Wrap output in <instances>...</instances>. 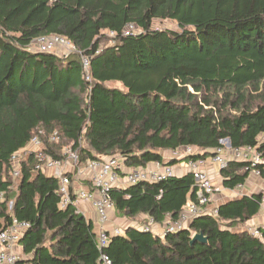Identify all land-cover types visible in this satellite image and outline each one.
Here are the masks:
<instances>
[{
  "label": "trees",
  "instance_id": "1",
  "mask_svg": "<svg viewBox=\"0 0 264 264\" xmlns=\"http://www.w3.org/2000/svg\"><path fill=\"white\" fill-rule=\"evenodd\" d=\"M154 20L179 31L152 30ZM129 25L136 32L124 35ZM52 34L80 54L30 49ZM106 34L111 45L102 44ZM81 56L89 58V81ZM35 136L53 158L66 143L80 164L114 156L127 169L161 164V152L184 147L206 158L224 139L264 154V0H0V231L11 218L29 224L17 264H102V255L111 264H264L261 239L243 227L263 193L227 200L163 237L135 227L107 233L100 248L90 221L71 204L58 207V181L34 171L33 155L9 177L10 156ZM244 168L228 161L223 187L243 185ZM194 192L187 173L115 187L110 196L117 215L161 224L176 220ZM196 234L206 241L192 242Z\"/></svg>",
  "mask_w": 264,
  "mask_h": 264
},
{
  "label": "built area",
  "instance_id": "2",
  "mask_svg": "<svg viewBox=\"0 0 264 264\" xmlns=\"http://www.w3.org/2000/svg\"><path fill=\"white\" fill-rule=\"evenodd\" d=\"M134 32L133 26L129 25L124 31V35ZM33 51L54 53L61 58H67L72 54H80L76 47L65 37L61 35L40 36L33 41L31 46ZM81 65L84 78L89 81V58L81 56ZM41 133V132H40ZM60 132L55 131L48 137L51 143H57ZM223 145L225 142L220 141ZM226 144V143H225ZM229 155L225 157L223 149H217L215 154L210 156L209 162L216 165L220 172L227 165L228 161H240L245 163L244 171L248 172V178H264V154L259 152L257 147H242L231 149L228 147ZM195 151L191 147H184L171 151L170 160H184L185 169L194 180V201H189L182 209L176 220H169L162 226L161 233L155 232L153 227L155 222L149 218L148 222L139 229L143 232H150L156 236L163 237L166 233L177 232L197 216L205 212L206 207L211 203L217 192L211 178L205 170V158H192ZM33 155L35 160L34 171L41 172L48 177H53L58 181L57 193L60 195L58 207L65 209L68 205L75 207L76 203L84 202L90 204L95 212L98 223L105 225L114 217V206L111 200L110 191L112 188L119 187L118 183L122 179L123 187H129L138 183L154 184L167 178L174 177L175 172L172 166H160L149 170L146 167L137 169H127L119 157H100L95 160H88L83 164L79 163V152L73 150L72 146H64L61 149V158L56 159L47 154L42 141L35 136L20 152L14 153L9 158L8 175L14 181L20 175V163L26 157ZM86 176L85 180L89 182L90 187L86 191H79L73 188L74 178ZM84 178V177H83ZM76 181V180H75ZM74 181V182H75ZM242 184L235 188H242ZM72 197L74 198L72 200ZM3 200V194H0V201ZM261 205L264 206V192L261 199ZM12 202H8V208L11 209ZM29 228V224L24 221H18L11 218L10 224L0 231V264H17L20 259L19 240ZM104 229L97 233L98 246L100 248L107 246L109 235ZM112 235L122 234V231L115 229ZM251 234L254 237L262 238L259 230H253ZM102 264H111L105 256H101Z\"/></svg>",
  "mask_w": 264,
  "mask_h": 264
},
{
  "label": "crops",
  "instance_id": "3",
  "mask_svg": "<svg viewBox=\"0 0 264 264\" xmlns=\"http://www.w3.org/2000/svg\"><path fill=\"white\" fill-rule=\"evenodd\" d=\"M170 153H171V151H163L160 153L162 156V163L160 164V166H164L167 164V162L170 160ZM223 155L225 157H227L229 155L228 146L226 144L224 145V154ZM209 158H210V156L205 158L206 159L205 170L207 171V174L209 175V177L211 178L215 188L217 189V192L214 195L212 204L210 205V207L214 208L212 211H215V209L220 204L224 203L227 200H231L233 198L241 197L242 195L251 196L252 194H258V193L264 192V190H261V187L258 184H255L257 181L259 182V184H261V182L264 181V178H260V179L253 178V177L247 178L245 183L243 184L242 188H240V189L224 188L222 185V178H221L220 172L218 171V168L216 165L209 162ZM178 161H179V163L173 165L172 167L174 169L175 176L176 177H182V176L187 174V171L185 169V162H184V160H178ZM145 167L149 170H154L157 168L156 163L147 164ZM85 178H86V176H80V178H76V179L74 178V181L75 180L76 181L75 182L73 181V188L76 190V192H79L81 190L86 191L90 187L89 182H87L85 180ZM118 186L119 187L124 186L122 179H120ZM263 187H264V185H263ZM75 208H76L78 213L82 214L86 220H88L92 223L93 230H94L95 234H97L102 229H104L108 233H112V231L115 229H119L123 232L124 229H126L127 227L140 228L141 226L145 225L149 219V217H147L146 215H143V214H139L135 217L128 218V217H123V216L120 217V215L118 216L115 213L113 219L101 227V225L97 221V217L95 215V212L92 209V207L90 206V204L80 201V202L76 203ZM207 210H209V209H207ZM169 220L170 219L167 217V218H165L163 223H161V224L156 223L155 226L153 227V230L155 232L161 233L162 226L164 225V223H166ZM138 221H144V222L139 224ZM122 226L124 228H122ZM243 227L246 228V230L249 231L250 233L253 230H258V229L264 231V206L263 205H261V208H260L258 214L255 215L254 217H252L250 220L246 221L244 223ZM260 239H261V242L263 243V246H264V237H262Z\"/></svg>",
  "mask_w": 264,
  "mask_h": 264
},
{
  "label": "rangeland",
  "instance_id": "4",
  "mask_svg": "<svg viewBox=\"0 0 264 264\" xmlns=\"http://www.w3.org/2000/svg\"><path fill=\"white\" fill-rule=\"evenodd\" d=\"M150 28L152 30H173V31H179V28H178L177 24L175 22H173V21H170V20H154V21H152V23L150 25ZM134 32H136V31H134ZM111 38H112L111 34H106V38L103 40L102 44L111 45L112 44V39ZM33 41L31 43V46L33 45ZM30 49H31V47H30ZM113 86H115L117 88H120L119 84H114ZM63 145L64 146H69V145H66V143H64ZM82 145L85 146V143H82ZM223 145H225V143ZM263 182H261V184H259V182L257 181L255 184H258L261 187V190H264V187H263L264 183ZM212 201H211V203L209 204V207H208V209L210 211H212L214 209V208L210 207V205L212 204ZM121 216L122 215H120V217ZM143 222L144 221H138L139 224H141ZM122 228H124V227L122 226Z\"/></svg>",
  "mask_w": 264,
  "mask_h": 264
},
{
  "label": "water",
  "instance_id": "5",
  "mask_svg": "<svg viewBox=\"0 0 264 264\" xmlns=\"http://www.w3.org/2000/svg\"><path fill=\"white\" fill-rule=\"evenodd\" d=\"M223 141L226 143V145L228 147H230V143H229L228 139H224ZM196 240L197 241H200V242H205L206 241V239L202 236V234H196V235H194L193 238H192V242H194Z\"/></svg>",
  "mask_w": 264,
  "mask_h": 264
}]
</instances>
